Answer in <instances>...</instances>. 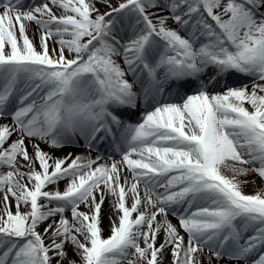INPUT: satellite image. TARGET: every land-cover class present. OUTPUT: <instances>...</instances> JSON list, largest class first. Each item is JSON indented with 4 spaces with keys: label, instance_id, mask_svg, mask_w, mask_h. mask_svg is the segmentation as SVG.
Here are the masks:
<instances>
[{
    "label": "snow or ice",
    "instance_id": "1",
    "mask_svg": "<svg viewBox=\"0 0 264 264\" xmlns=\"http://www.w3.org/2000/svg\"><path fill=\"white\" fill-rule=\"evenodd\" d=\"M168 256L264 264V0H0V264Z\"/></svg>",
    "mask_w": 264,
    "mask_h": 264
},
{
    "label": "bare ground",
    "instance_id": "2",
    "mask_svg": "<svg viewBox=\"0 0 264 264\" xmlns=\"http://www.w3.org/2000/svg\"><path fill=\"white\" fill-rule=\"evenodd\" d=\"M35 29V25L33 24V25H31L30 26V28H29V35L31 36V34H32V31ZM143 112V108H140V109H138L137 110V114H136V118L138 119V121H139V119H140V114ZM131 122H133L132 120H131ZM135 122H137L136 120L133 122V123H135ZM104 147V146H103ZM80 147H68V148H63V149H61V150H52L53 151V154L55 155V156H63V155H65L66 153H68V152H72V153H80V154H84V155H88V152L85 150V149H79ZM104 148H106V147H104ZM46 151H48L49 149H45ZM118 159H120V157L118 158ZM117 159V160H118ZM104 160H108V159H104ZM60 184H62V182L60 183ZM105 212H107V207H105ZM170 219H172V221H173V223H176V220H175V218H172L171 216L169 217ZM104 225H105V228H104V235L105 236H107L109 233H108V231H107V218L105 217V221H104ZM157 243H159V241H157ZM68 251H69V253H71V248L69 247L68 248ZM170 259H171V257L170 256H168L167 258H166V260H165V264H169V261H170Z\"/></svg>",
    "mask_w": 264,
    "mask_h": 264
},
{
    "label": "rangeland",
    "instance_id": "3",
    "mask_svg": "<svg viewBox=\"0 0 264 264\" xmlns=\"http://www.w3.org/2000/svg\"><path fill=\"white\" fill-rule=\"evenodd\" d=\"M101 11H106V9L101 8ZM74 154H80V153H74ZM229 174H230V173H229ZM240 179H243V177H241ZM249 179H252V177L249 176ZM260 184H261L260 179H259V178H256V179H255V185H256V186H259ZM60 187H61V188L64 187V182H62V184H60ZM243 190H244L246 193H249V194H251V193L254 192V188H253V186H252L251 184L245 186V187L243 188ZM69 254H71V253H69Z\"/></svg>",
    "mask_w": 264,
    "mask_h": 264
}]
</instances>
